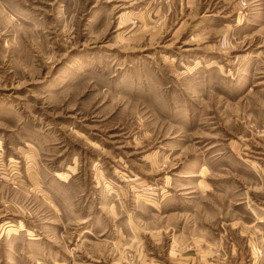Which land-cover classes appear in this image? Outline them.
<instances>
[{"label":"rangeland","instance_id":"1","mask_svg":"<svg viewBox=\"0 0 264 264\" xmlns=\"http://www.w3.org/2000/svg\"><path fill=\"white\" fill-rule=\"evenodd\" d=\"M0 264H264V0H0Z\"/></svg>","mask_w":264,"mask_h":264}]
</instances>
